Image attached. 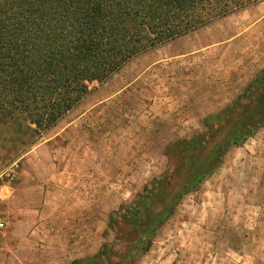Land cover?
Listing matches in <instances>:
<instances>
[{
  "label": "rangeland",
  "instance_id": "374dc122",
  "mask_svg": "<svg viewBox=\"0 0 264 264\" xmlns=\"http://www.w3.org/2000/svg\"><path fill=\"white\" fill-rule=\"evenodd\" d=\"M263 69L258 0L134 57L46 131L0 127V264H264V125L185 193L178 144L216 142L203 119ZM146 195L165 210L138 255Z\"/></svg>",
  "mask_w": 264,
  "mask_h": 264
},
{
  "label": "trees",
  "instance_id": "16d2710c",
  "mask_svg": "<svg viewBox=\"0 0 264 264\" xmlns=\"http://www.w3.org/2000/svg\"><path fill=\"white\" fill-rule=\"evenodd\" d=\"M256 1L0 0V127L16 124L31 135L46 131L82 102L92 83L105 81L156 45ZM203 125L225 131L208 148L199 137L178 143L188 157L184 193L209 175L231 146L264 125V69ZM150 203L146 195L131 207L130 222L147 233L136 245L138 255L149 249L163 221L165 209L150 213Z\"/></svg>",
  "mask_w": 264,
  "mask_h": 264
}]
</instances>
